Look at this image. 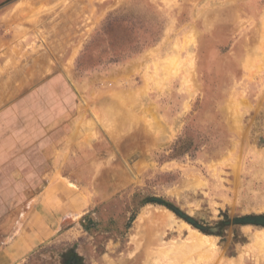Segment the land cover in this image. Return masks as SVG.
<instances>
[{
	"label": "rangeland",
	"instance_id": "obj_1",
	"mask_svg": "<svg viewBox=\"0 0 264 264\" xmlns=\"http://www.w3.org/2000/svg\"><path fill=\"white\" fill-rule=\"evenodd\" d=\"M262 34L264 0H0V245L84 201L12 264H264Z\"/></svg>",
	"mask_w": 264,
	"mask_h": 264
},
{
	"label": "crops",
	"instance_id": "obj_2",
	"mask_svg": "<svg viewBox=\"0 0 264 264\" xmlns=\"http://www.w3.org/2000/svg\"><path fill=\"white\" fill-rule=\"evenodd\" d=\"M83 198L64 184H49L26 207L19 230L0 245V264H12L47 240L84 206ZM71 216V217H70Z\"/></svg>",
	"mask_w": 264,
	"mask_h": 264
},
{
	"label": "bare ground",
	"instance_id": "obj_3",
	"mask_svg": "<svg viewBox=\"0 0 264 264\" xmlns=\"http://www.w3.org/2000/svg\"><path fill=\"white\" fill-rule=\"evenodd\" d=\"M20 14V13H19ZM26 18V17H25ZM28 20V19H27ZM26 20V21H27ZM20 24V23H19ZM28 26V25H27ZM30 30V29H29ZM263 30V29H262ZM17 31V30H16ZM14 32V31H13ZM262 35H264V34H262ZM261 37V36H260ZM261 39V38H260ZM2 44H3V42H2ZM181 51H183V50H181ZM264 56V55H263ZM208 59V58H207ZM264 59V58H263ZM260 60V59H259ZM259 60H257V61H259ZM262 60V59H261ZM256 61V62H257ZM263 63H264V61H263ZM262 63V64H263ZM261 64V65H262ZM264 65V64H263ZM18 72V71H17ZM169 215H171V213H169ZM169 215H167V216H169ZM142 217V216H141ZM170 217V216H169ZM171 217H172V215H171ZM170 217V218H171ZM169 218V219H170ZM169 219H167L166 217L164 218L163 216H143L142 217V219H141V223L139 224V227H141V228H144L145 226H147V227H149L148 225H150V224H153V225H160L161 227H164L165 225L167 226V224L168 225H170L171 224V226H172V223L170 222V224L168 223V221H169ZM182 224H183V222H182ZM184 225H186V227H187V229H188V227L189 226H187V224H185L184 223ZM165 226V227H166ZM178 227V226H177ZM181 227V226H180ZM179 227V228H180ZM140 229V228H139ZM138 229V230H139ZM181 229V228H180ZM190 230V229H189ZM258 231V230H257ZM188 236H190V242H188V249H189V251H191V254H192V251H198V250H202V251H205V249H206V247L208 246V244L210 243V246H211V243H213V240L211 241H209V239L210 238H208V241H209V243H207V238H206V236H204V235H202V234H200L199 232H197V231H195V230H193V232H189L188 231ZM250 238H251V240H253V242H255V243H258V244H262V246L264 245V231L263 230H259L258 232H254V233H251L250 234ZM189 239V238H188ZM160 240V239H159ZM251 242V241H250ZM258 244H256V245H258ZM209 246V247H210ZM209 247L207 248V250L209 249ZM213 247V246H212ZM211 248V247H210ZM171 249H173V247L171 248ZM160 250V249H159ZM170 250V249H169ZM206 250V251H207ZM218 250V249H217ZM161 251V250H160ZM168 251V250H167ZM175 251H177L176 252V257H178V259H181L182 261L184 260H186V256H183V252L180 250L179 251V247L178 248H176L175 249ZM211 251V250H210ZM164 252H166L165 250H164ZM174 252V251H173ZM169 253V252H168ZM188 257L190 256V255H187Z\"/></svg>",
	"mask_w": 264,
	"mask_h": 264
}]
</instances>
